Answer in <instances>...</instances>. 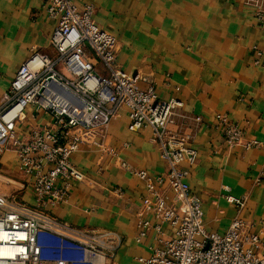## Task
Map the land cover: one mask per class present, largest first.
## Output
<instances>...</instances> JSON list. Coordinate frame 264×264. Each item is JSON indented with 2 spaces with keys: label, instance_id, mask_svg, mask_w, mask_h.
I'll return each instance as SVG.
<instances>
[{
  "label": "crops",
  "instance_id": "0c3cea01",
  "mask_svg": "<svg viewBox=\"0 0 264 264\" xmlns=\"http://www.w3.org/2000/svg\"><path fill=\"white\" fill-rule=\"evenodd\" d=\"M74 2L79 7L92 5L96 23L117 39L116 60L124 72L149 77L160 100L182 103L169 128L193 132L189 146L197 150L198 160L194 166H182L190 170L187 182L201 202L207 230L223 234L239 216L247 231L260 236L259 252L264 254V26L252 8L243 0ZM56 25L43 0H0V107L32 51L56 55L51 46ZM253 47L263 53L258 64ZM221 114L241 125L246 140L263 145L227 146L218 127ZM196 117L201 121L195 122ZM53 120L38 105H28L25 119L16 125L17 134L28 137L32 128ZM71 161L83 179L70 180L66 201L48 207L53 217L74 227L118 233L121 244L115 264H140L139 258L163 247L159 239L171 238L172 228L160 224L144 206L145 182L121 166L124 162L152 176L168 170L151 128L131 131L127 110L122 109L102 143L82 145ZM27 181L16 152L12 148L2 152L0 183L5 186L0 194H16L34 206ZM63 183L57 178L58 186ZM165 187L166 183L158 186ZM165 193L171 199V192ZM227 196L244 200L241 211ZM144 221L153 227L140 238ZM156 225H161L163 237Z\"/></svg>",
  "mask_w": 264,
  "mask_h": 264
},
{
  "label": "built area",
  "instance_id": "2783aa9c",
  "mask_svg": "<svg viewBox=\"0 0 264 264\" xmlns=\"http://www.w3.org/2000/svg\"><path fill=\"white\" fill-rule=\"evenodd\" d=\"M43 1L49 16L57 21L51 39L56 55L32 51L0 107V154L8 148L16 152L36 204L28 205L16 194H0V243L12 247L9 253L0 254V264H115L121 244L118 233L71 226L53 217L48 207L66 201L70 180L83 179L71 161L72 154L82 145L101 144L111 120L122 109L127 110L131 131L152 129L153 141L168 164L166 172L152 176L121 163L145 182L147 210H152L160 224L172 228L171 238L159 239L163 247L139 258L140 264H264L260 236L247 231L239 216L223 234L207 230L201 202L187 182L190 170L182 166H194L198 160L197 150L189 146L193 132L169 128L182 103L160 100L149 77L129 75L119 67L117 39L96 23L92 5ZM243 3L264 26V0ZM253 50L258 64L263 53L257 47ZM31 104L54 120L51 125L32 128L28 137H20L16 125L25 119V109ZM194 120L200 122L201 118ZM217 120L227 146L249 149L263 145L246 140L241 125L227 115H217ZM57 178L64 179L61 186L56 184ZM164 183L165 189L158 188ZM227 199L239 211L244 207V200ZM160 226L154 227L163 237ZM152 227L149 221L142 222L140 238Z\"/></svg>",
  "mask_w": 264,
  "mask_h": 264
},
{
  "label": "bare ground",
  "instance_id": "6f19581e",
  "mask_svg": "<svg viewBox=\"0 0 264 264\" xmlns=\"http://www.w3.org/2000/svg\"><path fill=\"white\" fill-rule=\"evenodd\" d=\"M11 249H12V247H10L9 244L0 243V254L9 253L11 251Z\"/></svg>",
  "mask_w": 264,
  "mask_h": 264
},
{
  "label": "rangeland",
  "instance_id": "374dc122",
  "mask_svg": "<svg viewBox=\"0 0 264 264\" xmlns=\"http://www.w3.org/2000/svg\"><path fill=\"white\" fill-rule=\"evenodd\" d=\"M4 184L3 183H0V193H1V191L4 189ZM5 191V190H4ZM7 191V190H6Z\"/></svg>",
  "mask_w": 264,
  "mask_h": 264
}]
</instances>
